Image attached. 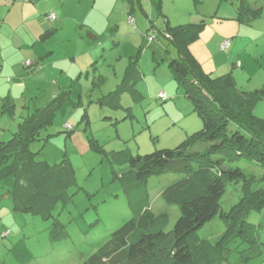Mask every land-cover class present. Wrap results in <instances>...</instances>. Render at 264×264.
<instances>
[{
  "label": "trees",
  "instance_id": "trees-1",
  "mask_svg": "<svg viewBox=\"0 0 264 264\" xmlns=\"http://www.w3.org/2000/svg\"><path fill=\"white\" fill-rule=\"evenodd\" d=\"M239 4L237 20L241 22L250 24L262 14L261 9H253L247 0ZM204 27L203 21L171 25L166 19L163 28L177 51L168 67L177 89L193 105L192 114L202 122L200 128L186 133L173 147L160 142L158 136L159 141L151 142L148 146L151 149L144 153L137 140L138 151L133 153L130 147L109 151L96 137L88 136L91 148L110 164L112 181L121 184L132 215L83 264H222L228 261L229 245L234 239L241 238L249 249L260 244L257 225L248 221L247 215L254 208H264V174L261 173L264 118L255 113L256 107L264 102V87L244 91L236 85L232 70L218 76L207 71L191 50ZM155 33L147 35L149 42L155 39ZM139 56L140 49L130 58L123 81L107 99L111 107L120 109V98L125 92L139 102L145 99L137 89V83L143 78ZM26 62L27 67L33 66ZM71 99L69 90H63L47 104L31 111L24 104L18 110V103L13 99L0 103V122L6 115L20 114L21 118L7 140L3 136L0 139V181L8 176L15 178L12 200L16 212L49 219L59 203L67 204L72 198L70 188L77 181L71 160L65 156L50 163L38 159L39 152L31 148V143L40 140L63 104ZM159 99L167 101L169 97L165 92V97ZM163 109L166 113L173 111L170 106ZM132 112L133 108L126 106L122 118L108 117L114 122L126 120ZM186 120L189 118L182 116L168 131L174 126L183 129ZM83 122L90 125L87 119ZM160 125L165 124L160 122ZM70 126V129L66 127L69 135L74 130ZM243 161L253 163L254 169L241 166ZM166 175L172 179L164 185L161 197L179 209V217L170 230L167 229L170 214H157L150 204V180ZM258 175L261 178L257 181ZM258 182L260 186L253 188ZM230 183H240L242 195L226 211L222 208V198ZM217 216L225 224L223 234L213 242L200 238L199 230ZM63 228L59 219H54L52 235L61 234Z\"/></svg>",
  "mask_w": 264,
  "mask_h": 264
},
{
  "label": "rangeland",
  "instance_id": "rangeland-1",
  "mask_svg": "<svg viewBox=\"0 0 264 264\" xmlns=\"http://www.w3.org/2000/svg\"><path fill=\"white\" fill-rule=\"evenodd\" d=\"M220 1L213 5L212 0H205L204 7L208 5V13L211 14ZM222 1L219 14L223 15V18L226 17L224 19L218 16L213 18L197 15L196 11L200 7L197 5L200 4L195 0H162V3H164V10L168 9L172 14L192 12V17L185 24L202 21L205 23L194 46L201 51L204 62L206 59L204 67L207 70H210L209 63H211L216 67L217 74H214L216 76L230 71L232 69L230 55H232L233 59L240 62V66L233 69L236 85L244 91H255L264 87V0H248L253 9H261L262 13L260 18L255 19L253 25L230 19L233 15L230 4L232 0ZM109 2H105L106 6L114 4L116 7L112 12L107 10V15L113 24L117 23V19L121 24L118 36L122 40H117L121 43L120 47L126 50L124 58L126 64L120 66L116 53L114 51L110 53L107 47L103 58L98 61V71L95 74L97 83L94 88L90 89L93 86L94 75H92L88 87L83 86L86 93L82 94L83 99L80 104L74 106L69 102L71 105L69 103L64 105L53 124L42 132L40 140L31 143L32 150L39 152L38 159L56 163L66 156L71 160L77 181L70 188L72 198L67 204L59 203L52 210L49 219L31 213H19L13 209L12 189L15 178L13 176L3 178L0 181V264H83L84 260L108 241L114 230L129 220L132 208L122 186L119 182L112 181L110 164L91 148L88 136L96 137L109 151L130 147L133 153L138 151L136 140L141 144L143 153L151 149L148 147L151 142L159 141L154 131L156 128L160 129L158 133L160 142L171 144L169 147L180 143L169 142L170 131L166 129V126L160 125V122L167 118L163 106H170L176 111V107L171 105L175 98L171 100L172 95L168 94L169 89L175 91L177 86L168 67L169 61L175 55V48L163 32L166 18L159 13L156 5L151 7L149 0L145 1L147 15L139 9L129 14L130 5L126 1L111 0L112 3ZM151 25L154 27L149 29ZM159 28H162L161 31ZM238 30H240L239 37H237ZM153 32H156V37L153 42H149L147 35ZM224 39L232 41L231 50L221 49L220 44ZM10 44V41L6 42L5 46ZM139 47L143 50L139 56L143 78L139 80L137 86L148 95L141 104H134L127 99L124 105L133 108L132 116L126 120L114 122L108 117L111 113L110 109L95 101L103 93L116 88L129 63V56L136 54ZM10 50V46L5 48L6 56L9 55ZM154 51H156V58ZM1 52L0 48V64L3 63ZM9 57H12V63L22 66L21 62H17V55ZM18 59L24 60L20 55ZM17 73L18 66L2 75L16 77ZM99 75L106 78L104 82H100ZM162 90L166 91L169 97V100L162 101L163 103L159 99L163 93L160 92ZM14 93L17 95L20 92L16 88ZM155 93L158 98L154 95ZM77 94L75 92V95ZM179 97L184 99L185 95L182 93ZM91 98L94 102L89 104ZM22 105L18 103V110L22 108ZM86 108L91 116L90 125L80 122ZM255 113L264 118V102L256 107ZM189 115L185 117L199 120L195 114ZM19 121H21L20 114L15 117L7 115L2 117L0 139L3 136L7 140L6 137L17 128ZM147 124H150V127L152 125L153 131H150ZM70 125L74 127V130H70L71 135L67 133L69 130L66 128L70 129ZM252 164L250 161L240 163L241 166L254 169ZM261 173L264 174V170ZM256 177L257 181L261 178L259 175ZM160 178L153 177L150 180V204L155 213L170 214L171 220L167 228L170 230L179 217V209L177 206L166 203L161 197L164 185L172 178L170 175ZM260 183L258 182L253 188L259 187ZM241 193L240 183H230L222 198V208L226 211L231 210L232 206L239 202ZM54 219H59L64 227L62 229L64 232L61 234L52 235ZM247 220L257 225L260 244L249 249L241 238L234 239L229 245L228 261L222 264H264V208L250 210ZM224 230L225 224L217 216L198 233L200 238L213 242L223 234Z\"/></svg>",
  "mask_w": 264,
  "mask_h": 264
},
{
  "label": "crops",
  "instance_id": "crops-1",
  "mask_svg": "<svg viewBox=\"0 0 264 264\" xmlns=\"http://www.w3.org/2000/svg\"><path fill=\"white\" fill-rule=\"evenodd\" d=\"M109 1L111 2V0H0V48L2 50L1 59L3 62L0 64V103H6L8 100L13 99L16 103L29 106L28 108L31 111L47 104L61 91L69 90L72 99L68 101L74 106H78L83 99L82 94L86 93L83 86L88 87L92 75H94L92 80L93 86L90 89L92 90L97 83L95 74L98 71V61L103 58L104 50L106 51L107 47L110 53H112V51L116 53V59L118 63H121L120 66L125 65L126 59L124 58L126 56V50L120 47L121 43L117 40H122L118 36L121 24L118 19L116 21L117 23L113 24L109 15H107V10L112 12L113 8L116 7L114 4H108L106 6L105 2ZM114 1L118 2L119 0ZM122 1H126L130 5L129 14L135 11L137 12L138 9L145 14L146 0ZM149 1L151 7L152 5H156L159 13L162 14L171 25L185 24V22H188V19L192 17V12L188 14L187 12H176L172 14L168 9L164 10V3H162V0H159V2L158 0ZM195 1L200 4L197 5V7L200 6L199 10L196 11L197 15L202 17L211 16L213 18H217L218 16L220 19L226 18H223V15L221 16L219 14L223 3L222 0L211 14L208 13V5L204 7L205 0ZM218 1L219 0H212L213 5H216ZM240 2L241 0L231 1L230 4L232 5L231 11L233 12V17L230 16V19L239 21L237 20V7L240 5ZM249 4L251 5L250 2ZM151 7L149 8L151 9ZM51 13L55 14V19L49 18V14ZM185 13L187 15H185ZM173 16L175 18H173ZM254 21L250 24L253 25ZM239 31L240 30L237 32V37H239ZM48 32L49 34H47ZM44 33L46 34L43 35ZM226 40L227 39H224L220 44L221 49L223 42ZM9 41L11 44L5 46V43ZM230 42L232 41L230 40ZM109 43H111V45ZM194 45L195 43L191 46L192 53L204 66L206 59L204 62L201 51ZM8 46L11 47V50L9 55L6 56L5 48ZM231 48L232 43L229 50H231ZM139 49L142 53L143 50L141 47H139ZM155 54L156 51H154V57L156 58ZM12 55H17V62H21L22 66L12 63V57H9ZM19 55L24 58L23 61L18 59ZM176 55L177 51L175 49L174 56ZM132 56L133 55L129 56L128 62ZM231 56L232 55H230V59L232 58L231 70L233 72L235 67L240 66V62L236 61L233 59V56ZM27 60L33 63L32 67H27L25 65ZM105 62L104 60V63ZM209 65L211 66L210 70H207L206 67L204 68L207 71H211L213 74H217L216 67L211 63H209ZM16 66H18V76L10 77L2 75V73H6ZM114 70L116 72L115 67ZM124 74L121 81L116 85V88L123 81ZM98 77L100 82H104L106 79L103 75H99ZM16 88L20 92L17 95L14 93ZM137 89L145 95V99L137 102L138 99L133 97L129 92H125L120 98L122 105L120 109L108 105L109 101L107 99L111 97L110 94L114 90L103 93L95 102L103 107L109 108L111 111L109 116L113 115L122 118L124 113L126 114V106L124 104H126L127 99H130L134 104H141L146 100V95L148 94L143 92L138 86ZM169 90L168 94L172 95V99L175 98L172 105L176 107V111H169L171 114L167 112V118L161 121L162 124H165L163 127L166 126L167 129L170 128L171 124L176 122V120L182 118V116L184 117L192 114L193 110L188 100L179 97L182 93L177 87L175 91L172 89L170 92ZM75 92L78 94L75 95ZM160 92L166 91L162 90ZM89 95H91L90 92ZM154 95L158 98L157 93ZM68 101L63 104L61 109L64 105L69 103ZM92 102H94L93 98L90 99L89 104ZM161 103L163 102L161 101ZM187 106H189V108H187ZM85 113L86 115L84 116ZM84 119L89 121L91 119L87 108L82 113L80 122L83 123ZM201 124L202 122L199 120L189 119L184 124L185 127L183 129H176L177 126H174L173 130L169 129L170 134L168 135L171 136H169L168 141L172 142V144H177V142L186 136V133L199 128ZM148 127L150 131H153L152 125ZM159 130V128L154 130L156 136H160L158 134L160 133Z\"/></svg>",
  "mask_w": 264,
  "mask_h": 264
},
{
  "label": "built area",
  "instance_id": "built-area-1",
  "mask_svg": "<svg viewBox=\"0 0 264 264\" xmlns=\"http://www.w3.org/2000/svg\"><path fill=\"white\" fill-rule=\"evenodd\" d=\"M49 18L50 19H55V14L54 13L49 14ZM229 46H230V40H226L222 44V48L225 49V50H227L229 48ZM26 64L28 66H30L32 64V62L31 61H27ZM160 96L165 97V92H163ZM70 128H72V127L70 126Z\"/></svg>",
  "mask_w": 264,
  "mask_h": 264
}]
</instances>
